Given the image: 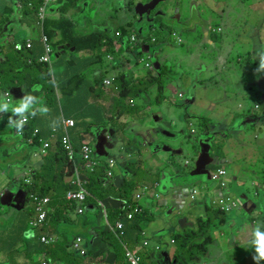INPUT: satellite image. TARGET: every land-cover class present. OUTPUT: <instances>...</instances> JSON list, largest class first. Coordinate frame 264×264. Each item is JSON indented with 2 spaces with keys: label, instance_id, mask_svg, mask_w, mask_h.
Returning a JSON list of instances; mask_svg holds the SVG:
<instances>
[{
  "label": "rangeland",
  "instance_id": "obj_1",
  "mask_svg": "<svg viewBox=\"0 0 264 264\" xmlns=\"http://www.w3.org/2000/svg\"><path fill=\"white\" fill-rule=\"evenodd\" d=\"M131 1L135 6L138 2L146 3L148 0ZM163 1H159L155 7L157 8L154 14L156 17L155 28L150 30L144 19V22L135 24L137 33L142 29L138 36L131 33V35H135L137 41L132 44L133 49L126 57L128 61L122 64L121 70L129 75L134 93L118 98L116 107L111 110H108L107 105H104V110L108 112L105 114L109 118L105 121L107 126L100 125L93 128L94 133L99 132L110 140L115 139V134L123 137L121 140L122 150L113 146L114 149L109 150L105 158H100L102 162L107 161L103 164L105 174L103 187L118 186L122 183L123 178L128 176L129 181L135 185L132 202L140 204L142 208H147L151 203L149 193L141 190L144 186L152 191L156 184L154 191L158 196L164 197V184L171 180L181 181L189 191L194 189L198 193L204 191L207 184L215 185L217 183L207 180L205 176L192 177L189 175L199 154V140L204 135L211 133L216 126L224 124V128L229 127L226 130L229 136L228 139L224 136L222 143L212 144L209 154L213 157L224 156L225 162L222 165L226 168L229 176L235 175V164L245 166V147L254 145L255 137H260L264 133L263 106L262 109L253 111L255 115L260 112L257 122L239 125L244 117L252 115L253 105L263 101L258 86L264 83V79L261 78L264 75V68L260 67L261 54H264V43L261 49L256 45L257 40L250 38L256 46V51H253L250 47L251 44L245 46V41L236 39L228 27L222 25L221 20L224 18L213 0H165L164 3ZM224 1L229 4L231 0H222V3ZM190 5L198 19V24L191 26V29H185V25L182 27L181 23L186 18V10ZM122 8L123 0H76L74 7L70 8L65 16L74 22L75 31L78 34H87L93 30L104 31V25L116 26L128 21L131 14ZM116 9L118 11L115 15ZM171 15H173L172 19H170ZM232 15L235 22L237 17L234 12ZM170 20L175 25L174 27L170 26L166 30L160 28L162 22ZM21 30L27 37L33 35L29 26L23 25ZM35 34L37 35V33ZM52 38L57 39L56 36ZM152 39L154 40L152 41ZM141 41L148 44L150 48L147 52L141 50L139 53L141 55H139L136 45ZM232 45L235 48L231 49ZM112 46H115V41H112ZM128 46L131 45L126 44L124 48ZM246 48H251V50ZM253 55H256V58ZM53 58L55 59V54ZM141 59L150 62L149 69L144 67ZM154 62H157L161 67L162 75L159 79ZM152 78H157L161 87ZM2 90L0 88V103H5ZM139 91L145 92V100L138 95ZM178 94H181L182 97L179 98ZM104 98H106L105 89L100 88L97 99L93 101L94 105L95 102ZM191 98L194 100L190 101ZM107 100H109V96ZM238 101L242 102L243 110L247 114L238 111ZM119 112L125 116L117 120L116 116ZM154 117L158 118L157 122H154ZM144 121L146 123H143ZM234 123H236L235 127L239 126V129H236L238 131H233L230 127ZM152 124H156V126H152ZM157 126L162 130H168L175 136H156L146 141L136 135L137 133L144 136L152 135ZM223 131H225L223 128L218 130L219 133H225ZM215 134L220 137L217 131L212 135ZM14 135H17V132H14ZM14 135H11L8 126L0 127V139L3 138L5 142L0 146V172L2 173L0 176V242L1 244L8 242L6 233L8 227H25L22 240L26 242L32 240L36 241L35 244L42 241L50 242L53 240V233L56 229V227L50 226V219H48V214L52 212L50 198L47 199L40 195L43 203L51 208H43L42 214L37 216L33 201H22L18 205L21 208L18 209L15 207L17 203L14 200H9V197L17 193L18 179H22L24 186L31 189L38 202L42 203L38 199V192L39 188L49 181L48 172L52 161L45 154L34 157L35 152L40 151L41 146L30 145L27 148L28 145ZM215 145L223 146V154L215 148ZM91 146L94 148V143L91 142ZM164 146L171 150L163 151L161 148ZM4 156L7 161L2 160ZM17 156L22 162L15 163L16 172L15 168L11 166V161L12 159L16 161ZM35 159L37 161H34ZM126 162L133 163L129 167V174L123 170ZM218 166V164L209 165L208 169L212 172ZM13 171L15 177L10 182L9 176ZM19 171L24 175L19 176ZM37 171L39 172L38 178ZM2 178L6 180V183L1 181ZM68 180L71 183L69 178ZM76 180L80 181V178L76 176ZM235 183V181H229V185L233 188ZM43 190L46 191L48 188ZM93 190L92 182L82 183L79 192L73 194L68 192L65 184L57 188L58 194L74 197L75 207L65 211L66 224L77 221L78 224H85L87 217L82 220L77 218L86 216L84 204L92 198ZM139 192H143V194L138 196ZM11 205L12 207H10ZM122 207L123 201L118 199L102 200L98 203V212L104 218L102 230L110 229L106 219L107 211ZM157 207L159 213L173 224H177L181 218H186L188 222L193 223L190 218L198 217L201 214L197 208L186 207L182 210L172 208L169 202L164 205L157 204ZM155 211L157 212V209ZM44 222H46L48 234L42 240L37 237L36 230L39 226L44 225ZM66 226L62 225L61 228ZM162 227L163 224L158 222L152 224V221L145 227L144 230L151 244L157 240V235L161 234L159 232ZM78 229L80 227H77ZM259 230L264 232L263 229ZM178 232L179 230L172 232V236ZM85 233H87L86 228L83 229L81 236L72 239L68 247L73 254L69 256V259L77 258L80 260V264H85L87 259L94 258H88L89 248ZM99 233L101 232L98 227L90 230V242L94 245L100 241ZM61 235L62 233L57 234V242ZM168 235L166 234L167 239L172 237ZM54 247L55 244L52 245V248ZM170 247L175 246L171 245ZM233 257L241 260L244 255L236 256V251H234ZM170 258L172 260V256ZM47 262L63 264L58 259L48 258ZM70 264L74 263L71 261Z\"/></svg>",
  "mask_w": 264,
  "mask_h": 264
},
{
  "label": "crops",
  "instance_id": "obj_2",
  "mask_svg": "<svg viewBox=\"0 0 264 264\" xmlns=\"http://www.w3.org/2000/svg\"><path fill=\"white\" fill-rule=\"evenodd\" d=\"M26 1L32 4L34 2L33 0H0V11L2 12V14H4L6 19H9V21L5 23L4 28L12 35H24L21 30V27L23 25L29 26L31 28L33 32L32 36L36 35L35 33H37L38 35L40 32V29L34 22L36 16L33 15L30 6L28 4L22 6V4ZM65 1L66 0H55V2L52 4L50 14L57 17L63 15L65 19H68L65 15L70 10V8L74 7V3L76 0H68L70 7L64 13L63 7ZM149 1L150 0H148L147 2ZM127 2H130L133 8L135 7L131 0H123L122 9L125 12H128L126 10ZM214 3L219 7L218 10H221V14L224 18V20H221L222 25L227 26L236 39L245 41V46L251 44L250 47H252L253 51H256L255 44L250 40V38H255L257 40L256 45L262 49L264 43V0H231L229 4H227L226 1L222 3V0H216L214 1ZM117 11L118 9L115 10V15L117 14ZM232 12H234L237 17L235 22V18L232 15ZM151 15L152 11L148 15V18H150ZM68 20L73 22L71 19ZM195 20L198 21L197 17H195ZM195 20L193 19V22ZM119 25L120 24L114 26L113 28H117ZM107 26L108 25H104L103 28ZM148 28L152 30V28ZM94 31L96 30H93L92 32L87 34H78L76 31L75 33L80 37H84L92 34ZM114 34V47L116 50H119V46H123L121 52L132 51L133 43L130 44V47L128 46L127 48H124L125 45H121L118 42V39L120 38L119 31L115 30ZM58 38L59 35L57 32V39ZM38 41L39 46L43 48L39 39ZM142 45H147L149 47V45L145 44L143 41L138 42L136 45L138 53L139 51H141ZM230 48H235V46L232 45ZM246 49L251 50V48ZM75 52V47H71V49L68 51H62V53L59 54V57L61 58L59 62L66 63L67 61L70 62L72 59L79 57L80 59L78 61V65L80 68H84L92 63L93 60L88 59L90 58L89 54H75ZM253 57L256 58V55H253ZM53 67L56 73L60 72V68L57 66V62H55V60L53 61ZM89 70H92V67H89ZM56 83L57 88L62 89L60 82L56 81ZM21 87L22 91L24 92V96L31 95L36 98L30 111L25 113V116L28 117V120L24 125V130L26 131V125L30 120V123L33 121L35 122L34 131L38 130L36 136L40 139L41 149L44 148V144L49 145L48 148H46L47 154L49 152L50 154H55L57 147H59V145L62 146L64 154L68 158V167L71 171L70 173L74 175V179L71 180V185L74 182V188L70 191H77L78 184L76 183V176H79L81 180L87 183L88 179L86 174L92 173L96 168L103 169V164L107 163V161L102 162L100 160L101 157L95 156V148H92L91 142L94 143L95 146V141L93 139L95 133L93 131V128L102 125L96 123L95 121L108 120L109 118L105 114L108 112L104 110V108L93 109L100 112L101 114L95 117L89 116L87 119H84L81 116L79 122H75L73 119L69 118L71 114L65 113L64 110L60 111L57 114L55 110L46 108L42 103L43 95L40 94V92L32 93L27 90L25 85ZM10 88L2 91L10 90ZM112 90H105L106 98L98 101L97 105H107L108 110L116 107V85L112 86ZM108 96L109 100H107ZM4 98L5 102L9 103L10 110H8L7 112H0V127H4L5 125L8 126L10 128L11 135H14V132H17V129L14 126H10L8 124V121L6 120L10 116V114H13L11 108L19 106L21 98L15 99L14 96H12L10 100H7L5 96ZM62 99L63 93L62 91L58 90L57 98L54 100V104L61 103ZM193 100L194 99H192V101ZM259 105H262V100L260 101ZM237 108L239 112H244L243 104L241 101L237 102ZM75 112L76 111L74 110L73 114ZM124 116L125 115L123 113L119 112L116 116V119L120 120ZM67 120H71L73 124L71 126H67ZM224 130L226 129L224 128ZM14 136H21V134L17 133V135ZM114 136L115 139L111 140L106 137L107 141L113 144L114 148L118 147L120 150H122L121 140L123 139V137H120L117 134H115ZM162 136L174 137L175 135L170 132V134L161 133L159 135V137ZM224 136L228 139L229 135ZM224 136L218 137L217 135H215L211 144L222 143V138H224ZM63 137H67L69 143L68 148L61 142ZM153 137L155 136H152V138ZM30 142L32 141L30 140ZM4 143V139H0V146H2V144ZM215 147L220 146L215 145ZM84 148L88 149L87 154L84 153ZM111 149L105 147V151L107 152V154ZM223 152L224 149L222 146L221 153L223 154ZM38 153L39 151H36L34 157L39 156L37 155ZM69 154H71V157L69 156ZM2 160L7 161V158L4 156ZM34 161L37 160L35 159ZM11 162V166L14 167L17 172L15 163L18 164L22 161H19L17 156V160L15 161L12 159ZM220 162L222 164L225 162V158L223 155L221 156ZM244 163V167L242 165L235 164V175L231 176L228 175L226 168L222 164L215 168H224V170L226 171L227 184L223 189L220 188L218 183H216L215 185L207 184V188L199 193L194 189L189 191L184 186L182 187V189L167 186L166 190L164 191V197L158 196L155 191L152 193L153 196L157 197V199L152 198V212L155 214V216L152 217V224H155L157 222L163 224V227L159 232L161 234L157 235V240L155 242H152L151 244L152 248H154L158 242L163 245H168V242L170 240H175L176 237L180 236L181 234L186 235L193 232L199 235L191 238L181 250L177 251L175 253L176 258L174 259V262L168 264H175L176 261L182 264H256V261L253 260V256L256 255V252L253 251V249H255V245L253 243H250V241L254 238L253 233L255 229L259 228L264 230V133H262L260 137H255L254 145L245 147ZM19 173V176L24 175V173L21 171H19ZM1 174L2 173L0 172V176ZM14 177L15 172L13 171V173L9 176L10 182L14 179ZM68 178L70 179V175ZM1 181L6 183V180H4L3 178L1 179ZM229 181L236 182L234 188L229 185ZM24 192L28 194L27 191ZM221 194L227 195L225 197L223 196V199H230L232 201H235V204L238 207L230 211L229 213L224 214L222 217L215 216L219 209V203L215 201V198L221 196ZM167 202L171 203L172 208H177L178 210L185 209L186 207L191 209L197 208L198 210H200L201 214L198 215V217L190 218L193 223L188 222L186 218H181L178 220L177 224H173L169 220H166L164 216L159 213V209L157 207V204L164 205ZM155 209H157V212L155 211ZM91 218L93 219L91 227L94 228L100 226V221L96 216ZM207 220L212 221V227L207 231H200L199 223L201 221ZM62 229H69V227L66 226ZM78 230H81V228ZM176 230H179V232L176 235L172 236V232ZM24 232L25 227H8L6 229L8 242L6 244H1L0 242V264H32L34 260L27 255L29 245L27 246L26 242L22 240ZM166 234H169L168 236L172 237L167 239ZM36 235L38 238L45 235L42 233V228L36 230ZM92 245H94L92 242H89V244L87 245L89 248L88 258H94L92 260L87 259L85 264H91L92 262L95 263L97 260L110 261V259H107L109 253L107 250V246L104 245L101 240L99 241V243L95 244V246L98 247L96 250L97 252L90 255V249ZM129 247L132 248V246ZM186 249H188L189 251H186ZM103 251L105 252L103 253ZM169 251L171 254H173L175 251L174 247H170ZM234 251H236V256L238 254H243V259L240 260L237 257L234 258ZM152 257H157L154 252H152ZM113 263L116 264V262ZM259 264H264V260H260Z\"/></svg>",
  "mask_w": 264,
  "mask_h": 264
},
{
  "label": "trees",
  "instance_id": "obj_3",
  "mask_svg": "<svg viewBox=\"0 0 264 264\" xmlns=\"http://www.w3.org/2000/svg\"><path fill=\"white\" fill-rule=\"evenodd\" d=\"M33 1V12H37L38 6L42 0ZM25 4L27 3L24 2L23 6ZM69 7L70 5L68 0H66L63 7L64 13L69 9ZM126 10L133 13V7L131 6L130 2L126 3ZM2 15L3 17L0 23V88L5 90L14 85H25L27 90L30 92H40V94L43 95L42 103L46 108L55 110L57 114L64 110L65 113L71 114L69 118L73 119L75 122H79L81 116L82 118L87 119L89 116L95 117L100 115V112L93 109H101L102 107L97 105L98 101L95 102V105L93 101L97 99L100 88H102V82L108 77L111 70H117L121 68L122 64L128 61L126 58L127 54L131 53V51L121 52V49L116 50L115 47L112 46V41H114L115 35L114 32L115 30H118L120 33V38L118 41L125 43L129 31L134 28V22H127L124 25L120 24L117 28H113L114 26H107L103 28L104 31L96 30L88 36L80 37L75 33V26L73 22L65 19L63 15L60 17H48L44 24L45 32L48 34L50 40L54 43L57 56H59L62 51H68L71 49V47H75V54H89L90 58L88 59L93 60L92 63L86 67L80 68L78 65V61L80 59L79 57L72 59L70 62L67 61L66 63H60L59 61L61 58L58 57L55 59V62H57L60 72L56 73L54 67L51 71L48 63L39 61V57L43 53V48L39 46L38 39H34V43L31 48H15V43H25V36L22 34L12 35L9 31H7L4 28V25L7 23V21H9V19H6L4 14ZM33 15L36 16V13H33ZM154 21L155 19L151 21L150 24L147 23V27L152 28V25L154 26ZM160 28L164 30L168 29L165 28L163 22L161 23ZM57 32L59 38L55 40L52 37L56 36L57 38ZM61 46H64L63 50L60 49ZM154 64L158 66L156 71L157 78L159 79V77L162 75L160 72L161 67L157 62H154ZM89 67H92V70H89ZM157 78L152 79L156 80L161 87V84ZM56 81L60 82L62 89L57 88ZM117 83L120 86L119 97L126 95L129 96L134 93L133 88L131 89L129 82L127 81L126 74H120L117 78ZM258 89L262 93V98L264 100V85H259ZM58 90L62 91L63 99L61 103L54 104V100L57 98ZM138 95H140L143 100L146 99L145 92L139 91ZM258 109H261V107L258 106L257 108H252L251 113L254 114L253 111H257ZM74 110L76 112L73 114ZM244 114L247 113L244 111ZM257 115L258 114L255 115L256 117L254 115L248 117L257 118ZM30 121L27 123L26 131L23 133V135L17 136L20 140L24 141L28 145L26 146L27 148L30 145L40 144V139L37 136H33L35 122L33 121L30 123ZM95 122L102 124L104 127L107 126L105 121ZM219 127L220 126H216L209 134L216 132ZM209 134L204 136H208ZM30 140L32 142H30ZM211 145L212 144L210 142V148ZM39 146H41V144ZM215 148L219 152L221 151V147ZM221 156L222 155L214 156L218 162V165L222 164L220 162ZM46 157L52 161L48 172L49 181L39 188L40 191L38 192V196L50 198L52 208L47 206V209L51 208L52 210V212L48 214V219H50L49 224L50 226L56 227L53 237L56 238L57 234L59 233H62V235L58 242L56 240L54 243L48 245L42 242L35 244V240L30 242L25 241L26 245H29L27 255L34 260L32 264H43L44 262L48 263V258L51 260L58 259L62 261L63 264H70L71 261L74 264H80V260L77 258H72L71 260L69 259V256L73 254L68 249V247L73 238L82 235L84 228L87 230L85 236L89 244L91 240L90 230L93 229V227H91L93 222L91 217L94 216H96L100 221V226H98L101 232L99 233L101 235L100 240L104 245L107 246V250L109 252L107 259H110L112 262H116V264H158V260L152 257L151 242L144 230L145 227L152 221V217L155 216V214L152 212V198L157 199V197L153 196L152 193L154 192V188L157 186L156 184L153 186L152 191L146 186L141 188L142 190L147 191L149 193V197L151 198L150 205H148L147 208H142L140 204L132 202V195L133 191L135 190V185L129 181L128 176L124 177L122 183L118 186L110 185L109 187L104 188V170L102 168H96L92 173L86 174L88 179L87 183L92 182L94 187L92 198L87 200V203L84 205L86 216L81 218L78 216L77 218L82 220L87 217L85 224H78V221L75 223L70 222L69 224H66V221L64 220L65 211L74 208L75 202L68 201L65 196L58 194L57 188L60 185L65 184L68 191L72 190L74 187L69 182L68 177L70 175V180H72L74 179V175L70 173L71 171L68 167V158L64 154V150L61 145L57 147L55 154H50L49 152ZM132 164L133 163L131 162H126L123 166V170L129 174V167ZM169 167L171 168L170 165ZM193 170L194 168L190 171V173ZM38 176L39 172L37 178ZM179 177H181V175H179ZM18 183L20 190L28 192L26 201L31 200V195H34L33 191L31 189H27L26 186H24V180L18 179ZM167 186L179 189H182L183 186L186 187L181 181L177 182L173 180L164 184V191L166 190ZM46 187L48 190L44 191L43 189ZM52 195H54V197H52ZM108 199L122 200L123 207L121 209H112L107 211L106 219L110 229L104 231L102 230L104 218L100 212H98L97 205L102 200ZM215 216L222 217V213L218 211ZM116 223L120 224V228L116 227ZM211 224L212 221L210 220L201 221L199 223V230L207 231L212 227ZM62 225H67L69 229L63 230L61 228ZM77 227H80L81 230H77ZM42 233L46 236L48 234L46 222L42 228ZM195 236L199 235L191 232L186 235L181 234L180 236L176 237L175 240H173L176 246L173 255L174 259L176 258L175 253L181 250L188 243V241ZM39 238L41 239V237ZM54 244L55 247L52 248V245ZM129 246H132V248ZM158 246H160V242H158L155 247ZM97 248V246L92 245L90 249V255L97 252ZM186 251L189 250L186 249ZM253 251H255V249H253ZM104 252L105 251H103V253ZM175 264L182 263L176 261Z\"/></svg>",
  "mask_w": 264,
  "mask_h": 264
},
{
  "label": "clouds",
  "instance_id": "obj_4",
  "mask_svg": "<svg viewBox=\"0 0 264 264\" xmlns=\"http://www.w3.org/2000/svg\"><path fill=\"white\" fill-rule=\"evenodd\" d=\"M91 1H93V0H91ZM100 1V0H99ZM151 1V0H150ZM149 1V2H150ZM165 1V0H164ZM164 1H163V3H164ZM25 3H27L29 6H30V8H31V11L33 12V8H34V4H32V3H28L27 1L25 2ZM148 3V2H147ZM27 4H25V5H27ZM53 4V3H52ZM52 4L50 5V11H49V16L48 17H50V16H55V15H51L50 13H51V7H52ZM138 4V3H137ZM142 4H146V3H142ZM24 5V6H25ZM22 6H23V4H22ZM135 6H136V4H135ZM192 6V5H191ZM193 9V8H192ZM38 11V10H37ZM152 11V10H151ZM33 13H36V18H35V24L38 26V28L40 29V32H39V34L38 35H34V36H26L25 37V43H21V42H17V43H20L21 45H22V47H26V40L27 39H31L32 41H33V43H34V38H38L39 40H40V42H41V44H42V41H41V39H40V37H41V28L39 27V25L37 24V12H33ZM127 13H129V14H131V17H130V19L128 20V21H126L125 23H127V22H134V25H133V29H131L130 31H129V34H128V37H127V39H126V41H125V43H122V42H120V41H118L121 45H126V44H131V43H136V37H135V35L136 36H138V33H140L141 31H142V29H140L139 31H138V33L136 32V30H135V24L137 23V22H144V19L146 20L145 22H146V25H147V23H151V21H153L154 19H155V16H152L151 15V17L150 18H146L145 17V15L143 16V18L140 20L139 19V16L135 13V11H134V8H133V13L132 12H127ZM0 23H1V19H2V17H3V15H2V13H1V11H0ZM173 16V15H172ZM47 17V18H48ZM189 17V16H188ZM187 17V18H188ZM196 17V16H195ZM47 18L45 19V21L47 20ZM154 18V19H153ZM172 19V18H171ZM190 19H191V17H190ZM188 21V20H187ZM190 21V20H189ZM125 23H120L121 25H124ZM44 24H45V22H44ZM1 25V24H0ZM154 28V26L152 25V29ZM44 32H45V27H44ZM46 33V32H45ZM131 33H135V35H131ZM47 34V33H46ZM47 36H48V34H47ZM49 37V36H48ZM50 39V38H49ZM154 39H152V41H153ZM50 43L52 44V46H53V48H54V43H53V41H51L50 40ZM16 44V43H15ZM33 46V45H32ZM42 47H43V44H42ZM63 48H64V46H63ZM61 49V48H60ZM120 49H123V46H119V50ZM61 50H63V49H61ZM54 51H55V48H54ZM43 52H44V47H43ZM43 54V53H42ZM41 54V55H42ZM144 54V53H143ZM40 55V56H41ZM59 56H57V54H56V52H55V59L56 58H58ZM54 58H53V61L55 60ZM45 63V62H44ZM149 64H150V62H148ZM50 66V65H49ZM145 67V66H144ZM260 67L261 68H264V54H261V65H260ZM50 68H51V71H52V68H53V65L52 66H50ZM146 68V67H145ZM146 69H148V68H146ZM120 74H126L127 75V81L129 82V84H130V87H131V89L133 88L132 87V84H131V80L129 79V75L125 72V71H122L121 70V68H119V69H117V70H111L110 71V73H109V75H108V77L107 78H105L104 80H103V82H102V87L106 90V91H109V90H112V86L113 85H116V99H118V98H120L119 97V90H120V86H119V84L117 83V78H118V76L120 75ZM261 78L262 79H264V75H262L261 76ZM106 82H108V83H106ZM259 85H264V83L263 84H259ZM259 87V86H258ZM113 91V90H112ZM261 93V92H260ZM179 95H181V94H178V97H179ZM261 95H262V93H261ZM182 97V95L179 97V98H181ZM35 97H33V96H31V95H25V96H23L22 98H21V102H20V104H19V106H15V107H12L11 108V110H12V112H13V114L16 116V117H18V119L17 120H15V121H13L12 119H11V117H9V123L12 125V126H14L16 129H17V131L18 132H20V131H22V128H23V124L26 122V116H25V113L26 112H29L30 111V109H31V107H32V105H33V103L35 102ZM255 105H257V106H259V104H254L253 105V108H254V106ZM100 106V105H99ZM9 107H10V105H9V103H7V102H5V103H0V112H7L8 110H9ZM100 107H102L103 108V106H100ZM108 107V106H107ZM157 120L158 119H156V121H154V122H157ZM146 121H144L143 123H145ZM217 169H220V168H217ZM217 169H215L214 171H216ZM214 171H212V172H214ZM211 171H210V176H211V173H212ZM209 180H211V179H209ZM226 180H227V176H226V178H225V182H226ZM218 183V182H217ZM227 184V183H226ZM226 187V186H225ZM221 188V187H220ZM223 189V188H222ZM32 196V195H31ZM221 196H227V195H222L221 194ZM27 197H28V194H27ZM220 196H218V197H216L215 198V201L217 200V198H219ZM32 200V199H31ZM33 201V200H32ZM214 201V202H215ZM232 201V200H231ZM230 201V199H224V204H225V207H221L220 205H219V209H218V211H220L221 213H222V216L224 215V214H227V213H229L230 211H232V210H234V209H236V208H238L237 206H236V204H235V201H234V203H232ZM34 204V203H33ZM34 208H35V206H34ZM35 214H36V212H35ZM43 228V227H42ZM41 229V228H40ZM38 230V229H37ZM253 235H254V239H253V241H252V243L255 245V252H256V255H254L253 256V260L254 261H256V264H259V261L260 260H264V232H261L260 230H259V228H257V229H255L254 230V233H253ZM171 245H173V246H175V244H174V242H173V240H170L169 242H168V245H161L160 244V246H158V247H154L153 249H152V251H151V253L152 252H154L155 254H156V256L157 257H155L156 258V260H158V264H165V263H172L173 261H174V258H173V255H174V253L173 254H171L170 253V251H169V248H170V246ZM174 249H176V246L174 247ZM163 252H166L167 253V257H168V261L167 262H162V259H163V257H162V253ZM175 252V251H174ZM172 256V260H171V257ZM102 261H104V260H102ZM105 262H108V261H105ZM113 263V262H112ZM115 264V263H114Z\"/></svg>",
  "mask_w": 264,
  "mask_h": 264
},
{
  "label": "built area",
  "instance_id": "obj_5",
  "mask_svg": "<svg viewBox=\"0 0 264 264\" xmlns=\"http://www.w3.org/2000/svg\"><path fill=\"white\" fill-rule=\"evenodd\" d=\"M95 1V0H93ZM55 0H42V2L39 4L38 6V11H37V24L39 25V27L41 28V41H42V44H43V47H44V52L43 54L39 57V61L40 62H45V63H48L50 66L53 65V56L55 54V51H54V48L52 46V44L50 43V39L49 37L47 36V34L44 32V22H45V19L49 16V11H50V5L52 3H54ZM33 45V41L31 39H27L26 40V48H31ZM22 47V45L20 43H16L15 44V48L16 49H20ZM141 62L144 63V66L146 68H150V64L148 62H146L145 60L141 59ZM108 83V82H106ZM3 94L4 96L7 98V100H10L11 97L13 96L12 93L10 92V90H7V91H3ZM181 95H179L180 97ZM258 106L255 105L254 108H257ZM11 119L13 121L17 120V117L14 115V114H10ZM9 117L7 119L8 121V124L10 126H12L10 123H9ZM26 122L28 120V117L26 116ZM26 122L23 124V128H22V131L18 132V134H21L23 135V133L25 132L24 130V125L26 124ZM73 124V122L71 120H67L66 121V125L67 126H71ZM38 133V130H35L34 133H33V136H36ZM61 142L68 148L69 147V143H68V140H67V137H63V139L61 140ZM48 144H44V148L40 149L39 153L37 155H41V154H45L47 155V151H46V148H48ZM88 152V149L87 148H84V153L87 154ZM69 156L71 157V154H69ZM79 177V176H78ZM80 178V177H79ZM225 178H226V171L224 170V168H220V169H217L216 171L212 172L211 173V176H210V179L212 181H216L218 182L219 186L221 188H225L226 186V182H225ZM76 183L78 184V190L75 191V192H72V191H68L69 193L73 194V193H77L79 192V190L81 189V185L82 183H85L83 180H81L80 178V181H77L76 180ZM74 184V182H73ZM142 190V189H141ZM144 192H147L145 190H142ZM143 192H139L138 196L142 195ZM31 199L33 200V203H34V206H35V212H36V215L39 216L42 214L43 212V208L47 209V206L48 205H45L42 200V197H39L38 196V199L42 202H38L37 198L35 195H32L31 196ZM48 199V198H47ZM66 199L68 201H74V197H66ZM217 203H219V205L221 207H225V204H224V199H223V196H220L219 198H217ZM231 201V200H230ZM75 202V201H74ZM232 203H234V201H231ZM134 203V202H133ZM45 224V222H44ZM117 228H120V224L119 223H116L115 224ZM44 225L42 226H39L37 229H40L42 228ZM46 237V235H43L41 236V239L43 240L44 238ZM56 241V238L53 237V240L50 241V242H44L42 241V243L44 244H52ZM114 264L112 262H105V261H102V260H97L95 262V264ZM43 264H49V263H46L44 262ZM51 264V263H50Z\"/></svg>",
  "mask_w": 264,
  "mask_h": 264
},
{
  "label": "water",
  "instance_id": "obj_6",
  "mask_svg": "<svg viewBox=\"0 0 264 264\" xmlns=\"http://www.w3.org/2000/svg\"><path fill=\"white\" fill-rule=\"evenodd\" d=\"M159 1H162V0H151L150 2H148L146 4L138 3L134 7V11L139 16L140 20L143 18L144 15L146 18H148V15L150 14L151 10H153L156 7V5L158 4ZM187 20L188 21L190 20V16L187 18ZM60 48L63 49V46H61ZM141 50L147 52V51H149V47L147 45H142ZM144 54H146V53H144ZM154 67L156 69L158 66H156V64H154ZM10 92L13 94L15 99L22 98L24 96V92L22 91L21 86L11 87ZM190 101H192V99H190ZM263 107H264V103H263ZM156 119H158V118L154 117V121H156ZM257 120H258L257 118H250L247 116V117H244L239 122V125L254 123V122H257ZM237 128L239 129V126L238 127H235V126L232 127L233 131H237L236 130ZM224 132L225 133H223V134H228L226 130ZM161 133H169L170 134V132L168 130L163 131ZM213 138H214V135H212V134H209L208 136H204L202 139H200L201 145H200V140H199L200 150H199V154H198L196 161H195L194 170L190 173V176H205L207 180L210 179V170L208 169V166L218 164L216 158L211 157L209 155L210 141ZM93 139L95 141V146H94L95 156H97V157L107 156V152L105 151V147L108 149H111V148H113V144L109 143L107 141V138L99 132L95 133ZM161 149L164 151H168L170 148L164 146ZM26 197H27V193L19 189V190H17V193L15 195H12L9 197V200H14L17 203L15 205V207L19 209L21 207H18V205L22 201H26ZM162 257H163L162 262L168 261V257H167L166 252L162 253Z\"/></svg>",
  "mask_w": 264,
  "mask_h": 264
},
{
  "label": "flooded vegetation",
  "instance_id": "obj_7",
  "mask_svg": "<svg viewBox=\"0 0 264 264\" xmlns=\"http://www.w3.org/2000/svg\"><path fill=\"white\" fill-rule=\"evenodd\" d=\"M157 11V8H154L153 10H152V16H154V14H155V12ZM188 16H190L191 17V19H190V21H187V17ZM172 18V15L170 16V19ZM154 19V18H153ZM193 19L195 20V15H194V12H193V9H192V6L190 5V6H188V8H187V10H186V18L183 20V22L181 23V26L183 27L184 25H185V29H191V26H193L194 24H196L197 23V21L195 20L194 22H193ZM186 20V21H185ZM192 22V23H191ZM163 24L165 25V28H169L170 26H172V27H174L175 25L173 24V22L170 20V21H168V22H163ZM198 24V23H197ZM183 29V28H182ZM263 103H264V101H262V105L260 106L261 107V109H262V106H263ZM260 113V112H259ZM258 113V114H259ZM252 114V113H251ZM252 115H254L255 116V114H252ZM258 116V115H257ZM256 117V116H255ZM146 123V122H145ZM152 126H156V124H152ZM234 126H236V123H234L233 125H231L230 127L232 128V127H234ZM221 128H224V124H221L220 125V127L216 130L217 131V133L220 135V136H224V135H229V134H223V133H219L218 132V130L219 129H221ZM229 127H227V128H225L226 130L228 129ZM163 131H167V130H162L160 127H156V129H155V131H154V134H152V135H146V136H144V135H141V134H136L137 136H139V137H141V138H143L144 140H150L151 138H152V136H159L160 134H161V132H163ZM238 131V130H237ZM214 133V132H213ZM212 133V134H213ZM215 135H217V134H215ZM214 135V136H215ZM213 140V139H212ZM212 140L210 141V142H212ZM18 189H20V188H18Z\"/></svg>",
  "mask_w": 264,
  "mask_h": 264
}]
</instances>
